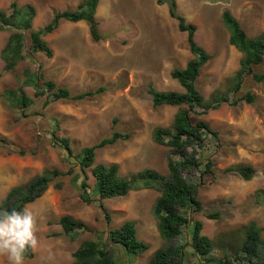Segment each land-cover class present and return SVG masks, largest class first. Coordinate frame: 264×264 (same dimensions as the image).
Segmentation results:
<instances>
[{
  "label": "rangeland",
  "instance_id": "374dc122",
  "mask_svg": "<svg viewBox=\"0 0 264 264\" xmlns=\"http://www.w3.org/2000/svg\"><path fill=\"white\" fill-rule=\"evenodd\" d=\"M85 1L0 0V11L10 17L14 2L19 7L32 5L36 10L32 27L35 31L50 24L56 13L76 11ZM176 2L178 13L197 27V43L212 56L202 69L197 87L209 104L217 96L223 98L207 115L198 116L203 111L200 108L189 112L193 123L203 119L213 133L203 135L201 141L198 139L202 145L191 149L202 161L200 171L183 172L197 186L204 211L181 212L192 221L203 222V234L217 244L215 257H229L236 264H247L239 258L245 256L240 251L244 227L256 222L263 228L264 240V195L258 194L264 190V83L247 74L240 89L233 90L243 55L229 43L230 33L222 14L229 10L250 38L263 37L264 0ZM96 19L101 41L92 39L87 22L63 21L44 37L54 51L53 57L40 52L26 57L10 71L5 69L3 50L13 26L1 28L0 20V207L13 187L26 185L46 170L67 171L79 163L78 156L84 148L98 144L114 131L131 138L99 149L96 165L117 164L123 179L147 169L168 175L172 150L155 143L153 135L157 128L171 129L176 114L189 108L155 107L149 89L152 86L160 92H184L171 73L185 68L193 58L187 34L179 31L168 5L160 4L159 0H101ZM25 42L29 50L28 33ZM28 68L39 73L40 93L46 90L43 95L23 85ZM253 71L264 73V63ZM48 81L59 88H68L73 95L99 88L107 90L82 101H53V93L45 86ZM20 88L33 99L29 107L13 106L4 99L6 90ZM249 93L255 97L253 104L246 101ZM54 138L69 139L74 155L67 158L66 151L54 143ZM7 145L26 154L13 153ZM209 160L215 164L216 176L206 173ZM240 165L255 168L252 180L246 181L237 173H224L225 169ZM87 176V194L97 202L84 201L80 189L82 177L75 184L67 176L59 180L60 188L52 185L40 199L27 205L37 219L40 245L34 253H27L24 264H72L73 253L89 240L108 244L122 264H149L153 253L164 246L153 213L160 196L157 188H141L124 197L101 199L93 194L96 179L92 168L87 169ZM211 213H220V218L208 220L206 216ZM64 216L84 221L92 231L63 234L59 221ZM126 221L136 224L139 239L150 246L147 253L129 257L130 262L108 239L109 231ZM191 233L192 228H186L178 240L187 246L184 264H196L205 258L195 253ZM0 264H7L5 257L0 256Z\"/></svg>",
  "mask_w": 264,
  "mask_h": 264
},
{
  "label": "trees",
  "instance_id": "16d2710c",
  "mask_svg": "<svg viewBox=\"0 0 264 264\" xmlns=\"http://www.w3.org/2000/svg\"><path fill=\"white\" fill-rule=\"evenodd\" d=\"M100 1L86 0L80 4L76 11L58 12L54 15L50 24L43 29L35 31H32V27L36 10L32 5L19 7L14 2L10 6L12 10L10 17H7L6 12L1 10L0 20L3 22L1 28H4L5 25L13 26V33L3 50V59L6 63L5 69L7 71L14 70L26 57H33L40 52L50 58L53 57L54 51L44 37L53 33L63 21L71 23L87 22L92 39L95 42L101 41L103 37L99 32V23L96 19V10ZM159 3L168 5L170 16L177 21L179 31L187 34L189 50L194 55V58L188 62L184 69H176L171 73L172 79L178 81L184 88L183 93L174 91L160 92L152 86L149 89L155 107L166 105L187 106L189 108V110H181L176 114L171 129L157 128L153 135L155 143L170 147L172 150L168 161V175L147 169L131 175L129 179H123L119 176L117 164L96 165V152L99 149L131 138L129 134L114 131L110 137L103 139L98 144L84 148L78 156L79 163L71 165L67 171L59 169L46 170L26 185L13 187L0 209L11 210L15 208L20 210L40 199L52 185L60 188L61 183L59 180L67 176H71L75 184L78 183V177H82L83 181L80 184V189L83 192L84 201L88 204L97 202V200L87 194V189L89 188L87 169L92 168V175L96 179L93 194L101 199L124 197L129 192L141 188H157L159 190L160 196L155 203L153 213L158 221L159 233L165 244L153 253L149 264H184L187 246L180 244L178 240L188 227L192 228V247L195 253L205 257L197 264H236L229 257H214L212 253L216 249V244L203 234V222L200 220L192 221V219L181 212L182 209L192 210L193 212L204 211L203 203L198 198L197 186L191 180L186 179L183 172L188 169L200 171L203 165L202 161L191 153V149L194 151L197 145H202L198 142V139L201 141L203 135L213 133L210 125L205 120L201 119L193 123L190 113L200 108L203 111L198 112V116L207 115L209 111L218 106L216 103L220 104L223 98L217 96L214 98V103L209 104L197 87V81L201 76L202 69L212 58L196 41L197 27L187 23L186 19L178 13L176 0H159ZM222 20L230 33L229 43L243 55L241 68L234 76L237 84L233 90L237 91L240 89L247 74H251L256 82L264 83V73L253 71L254 67L261 66L264 63V36L250 38L229 10L223 12ZM26 33L30 35L31 39L29 50L25 42ZM39 79L38 72L28 68L24 72L23 85L32 87L38 95H43L46 90H42V93H40L37 82ZM45 86L53 93V101L62 99L82 101L100 95L107 90L106 88H99L95 91L73 95L68 88H59L52 81L46 82ZM245 98L248 104L255 102V97L251 93ZM4 99L8 104L24 108L29 107L33 103V99L26 94L24 88L6 90ZM168 135L172 137L169 140L166 138ZM2 143L6 144V142ZM54 143L66 151L67 158L74 155L69 139L54 138ZM7 146L13 153L26 154L24 150L14 149L12 145ZM206 173L216 176L217 172L215 171L214 162L210 160L207 162ZM224 173H237L244 180L250 181L255 176L256 170L249 165H240L227 168ZM258 194L264 195V190H259ZM220 215V213H211L206 217L209 220H218ZM107 220L110 222L108 215ZM59 224L62 227V233L65 235L92 231V228L87 223L71 216L62 217ZM244 232L245 237L240 251L244 252L245 256H239L240 252H238L237 255L240 260L247 264H264L263 228L253 221L244 227ZM108 237L109 241L115 244L116 250L122 252L128 258L127 262L131 261L129 257L143 255L150 250L149 244L139 239L138 230L133 221H126L120 227L111 229ZM107 245L101 241H85L73 253L74 262L72 264H122L121 258L116 259ZM256 258L258 260L257 263L255 262Z\"/></svg>",
  "mask_w": 264,
  "mask_h": 264
},
{
  "label": "clouds",
  "instance_id": "9594fccd",
  "mask_svg": "<svg viewBox=\"0 0 264 264\" xmlns=\"http://www.w3.org/2000/svg\"><path fill=\"white\" fill-rule=\"evenodd\" d=\"M38 233L39 226L36 216L28 206L20 210L0 209V256L6 258L7 264H24L26 254L29 251L34 253L40 245Z\"/></svg>",
  "mask_w": 264,
  "mask_h": 264
}]
</instances>
